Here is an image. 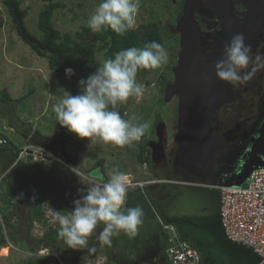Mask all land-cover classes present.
Masks as SVG:
<instances>
[{
    "label": "rangeland",
    "instance_id": "rangeland-1",
    "mask_svg": "<svg viewBox=\"0 0 264 264\" xmlns=\"http://www.w3.org/2000/svg\"><path fill=\"white\" fill-rule=\"evenodd\" d=\"M3 1L0 0V94L6 90L12 101L5 103L0 101V136H5L10 143L18 148L28 144L40 146L65 164L98 181L107 180L112 170L117 169L120 172L128 173V182L131 183L138 181L137 173L139 171L138 179H142L143 182L176 180L183 185L153 184L139 188L133 184L128 189L139 190L153 211L152 217L143 219L134 238L129 239L121 233L113 238L111 245H102L94 235L90 238L87 248L84 249L67 248L64 241L58 240L56 243L47 244L44 247L41 245L31 251L30 248L41 240L43 232L38 225H35L30 228L29 233H26L25 214L29 207L39 202L42 203L43 210L48 207L47 209L62 214L74 207L73 201L79 198L80 191L90 185L81 183L80 179L63 164L53 163L47 166L44 163L25 160L23 164L34 166L31 175L23 172L24 167H22V170L14 171L10 177L13 185L21 187L25 192L20 196L15 194L11 199V203L18 201L15 210L20 215V220L16 223L17 226L12 227V230L15 231L20 227L23 233L21 236L17 235V239L14 241L8 239L7 236L6 245L0 247V264H29L31 262L58 264L57 259L51 254L61 260V256L66 255L67 258L69 257L68 264H79L81 261L86 262L91 258L100 261L106 260L111 264H160L158 260L162 258L163 264H165L158 239L162 233L158 222V218L161 217L156 214L157 210L153 206V201L159 202L175 194L174 202L166 208L171 215H207L212 208H215L216 204L219 214V192L215 186L227 185L224 183L220 185L197 183L196 186H188L189 183L181 181L183 178L174 175L170 171V167L159 166L155 169L154 167L150 168L149 163L146 164L147 169H144L143 164L140 165L137 160L136 155L141 147L151 150V145L159 146L162 148V155L168 159H172L175 152L176 103L175 101L167 102L166 99L162 100L165 82L161 80L162 74H170L171 71L167 69V65L161 69H151L148 74L140 77L137 81L143 85L142 96L129 97L126 103L117 105L116 110L121 113L124 119L131 120L132 123L149 122L150 128L140 141L119 147L102 142L90 143L88 139H79L75 134L69 133L56 123L53 107L65 95V91L72 95L80 93L79 81L85 73L91 71L93 65L102 66L105 61L104 50H100L99 45H95L92 50L93 63H85V55H80L76 61L77 65L81 67L84 64V66L77 74L73 78L59 77L48 68L45 58L37 56L29 46L20 40ZM55 1L63 3L64 8L53 13L52 24L61 35H68L72 38L76 31L87 25L89 16L100 2V0ZM19 2L21 8L27 11L25 25L28 31L40 37L37 18L45 2L41 0H19ZM153 6L172 9L175 5L171 0H140V10L132 29H137L140 24H146L155 19L158 21V16L161 17V15L159 13L158 16L155 15L156 12L152 11ZM166 36L168 37V34L165 33L163 45L168 50L170 44L167 42L173 44L175 39L172 36L171 38H166ZM171 50H168L170 65L175 60L174 52H177L176 49L172 52ZM21 97H23L21 101H15ZM133 117L135 119H132ZM9 125L12 129L8 128ZM247 126H245V130L248 128ZM148 141H150L149 144ZM163 144H165L164 148ZM150 158L153 160L152 156ZM158 161L160 165L162 160ZM1 171L0 168V176L2 175ZM142 172H147V175L141 176ZM189 179L200 182L194 178ZM4 181H0L1 215L7 214L9 210L5 203L9 190ZM101 228L102 225L97 228V232ZM1 229L3 233H6L4 228L1 227ZM39 251L43 252L44 256L39 257L41 256ZM63 262L65 263V261Z\"/></svg>",
    "mask_w": 264,
    "mask_h": 264
},
{
    "label": "clouds",
    "instance_id": "clouds-1",
    "mask_svg": "<svg viewBox=\"0 0 264 264\" xmlns=\"http://www.w3.org/2000/svg\"><path fill=\"white\" fill-rule=\"evenodd\" d=\"M140 0H100L87 21L98 33L109 28L123 36L136 23ZM169 62L167 48L153 40L143 47L116 52L95 72L79 81L80 93L65 95L53 107L56 123L79 139L123 147L138 142L150 128L149 122L132 123L116 110L129 97H140L143 85L137 82L142 69H161ZM264 69V56L252 54L243 34L237 33L224 46L215 64L218 79L233 86L244 85ZM65 74L71 77L73 69ZM132 119H135L133 117ZM73 168H71L72 170ZM128 177L113 169L107 180L91 183L73 201L74 207L58 216V238L70 249L87 248L94 235L102 245H111L123 233L129 239L137 235L143 223L141 206L125 208ZM102 228L97 232V228Z\"/></svg>",
    "mask_w": 264,
    "mask_h": 264
},
{
    "label": "trees",
    "instance_id": "trees-1",
    "mask_svg": "<svg viewBox=\"0 0 264 264\" xmlns=\"http://www.w3.org/2000/svg\"><path fill=\"white\" fill-rule=\"evenodd\" d=\"M41 1L45 2V5L39 12L37 18V29L40 32V37L28 31L25 25L27 11L21 8L19 0H4L3 3L7 8L9 17L14 24L20 40L29 46L37 56L45 58L48 68L53 70L59 77H69L65 74L67 68L73 69L74 73L69 78H73V76L77 74L80 68L84 66V64L81 67L77 65L76 61L80 55H85V63H93L92 50L95 45H99L98 48L104 50L105 60H107L113 58L114 54L122 49L143 47L146 43L153 40L162 44V37L155 22L140 24L137 29H129L123 36L117 35L110 28L105 31L93 33L87 25L81 27L79 31H76L74 33V38L68 35H61V33L54 28L52 17L55 11L64 8V4L55 0ZM97 68H99L97 65H93L91 71L85 73L81 79H86L87 76L95 72ZM150 71L151 69L139 70L136 77L137 81ZM22 98L23 97L18 98L15 101H21ZM0 101L3 103L12 101V98L7 94L6 90L1 92ZM0 139L6 140L5 144L0 145V168L2 170L1 172L4 173L13 165L19 148L10 143L5 136H0ZM136 157L140 165L144 163L147 165L149 164V150L147 148L141 147ZM22 167H24V170H22ZM33 167L27 163L23 164V162H19L6 175L9 180L7 181L6 177V179H2V181L5 180L4 184H6L9 190L6 200L5 197H3L9 210L7 214H2L1 216L6 233H3L2 229L0 230V247L6 245L7 236L8 239L14 241L17 239V235L21 236L23 233L20 227L15 231L12 230V227L17 226L16 223L20 220V215L18 211L15 210L18 201L11 203V199L15 194L20 196L25 194V192L21 187L18 188L14 186L10 177L12 173L18 169L31 175L34 171ZM174 200L175 194H172L165 200L159 202L153 201V206L157 210L156 214H158L164 222L174 225L178 233L194 245L201 255V264L203 259H207L208 263L213 260L215 264H260V258L254 254L251 249L227 240L217 210L212 214L202 216H169L165 208L167 205L173 203ZM41 205L42 203L37 202L32 204L27 210L25 214L27 221L26 233H29L34 222L45 219ZM136 206H141L143 208V219H148L153 216L151 207L140 191L137 189L128 190L124 207ZM14 223L15 226H13ZM161 237L159 247L161 248L160 250L164 258L166 241L163 232L161 233ZM58 240L63 241L58 238L57 229H49L43 234L41 240L30 249L33 251L41 245V247H44V245L56 243ZM62 256V260L68 264L69 257L67 258L66 255ZM37 263L31 262L29 264ZM79 264H85V262L81 261ZM106 264H111V262L107 261Z\"/></svg>",
    "mask_w": 264,
    "mask_h": 264
},
{
    "label": "flooded vegetation",
    "instance_id": "flooded-vegetation-1",
    "mask_svg": "<svg viewBox=\"0 0 264 264\" xmlns=\"http://www.w3.org/2000/svg\"><path fill=\"white\" fill-rule=\"evenodd\" d=\"M171 2L175 5L173 10L153 6L152 11H155L157 16L159 13L161 17L158 16V21L155 19L148 22L156 23L162 37V44L165 33L168 34L166 38L174 37L173 44L167 42L170 44L168 50H177L173 54L174 63L170 65L168 62L167 64V69L171 73L161 76V80L165 82L162 100L166 99V87L174 82L173 68L177 66L178 56L181 53V32L177 31V27L183 14L184 0H171ZM193 5L192 18L198 30L203 60L216 62L224 46L237 33L245 36L246 43L251 46L254 56H264V0H195ZM228 89L231 92L227 97L229 101L217 108L210 122L213 135L219 139V147L215 150L212 160L207 162L208 168L206 166L201 170L188 172L186 168L175 164L176 149L172 159H168L162 155V148L159 146H153L155 156L153 160L150 158L152 149L148 148L149 160H151L149 167L155 169L159 166L170 167L174 175H179L183 178L181 181L189 183L187 185L192 187L197 183H223L230 175L236 173L241 167V156L249 147L247 141H244L245 138L242 140L241 138L248 134L252 126L264 114V69L257 71L253 78L244 85L233 86L229 83ZM179 100V95L166 100L167 102L175 101L176 119ZM245 126L248 127L246 130ZM147 143L149 144L150 141ZM230 151L232 154L228 156L227 153ZM158 160H162L160 165ZM214 262L212 260L208 263L207 259H203L202 264H215Z\"/></svg>",
    "mask_w": 264,
    "mask_h": 264
},
{
    "label": "water",
    "instance_id": "water-1",
    "mask_svg": "<svg viewBox=\"0 0 264 264\" xmlns=\"http://www.w3.org/2000/svg\"><path fill=\"white\" fill-rule=\"evenodd\" d=\"M194 2L184 0L183 14L177 27V31L181 32V53L177 66L173 68L174 82L165 89L166 100L174 95L180 96L174 158L175 164L188 172L201 170L212 160L219 147V139L213 135L210 122L217 108L229 101L227 97L231 93L229 83L216 76L217 61L202 59L198 30L192 18ZM242 139L247 141L249 147L241 156L240 169L223 182L230 186H241L254 169L264 166V114ZM150 147L153 158V145ZM231 154L232 151L227 153L228 156Z\"/></svg>",
    "mask_w": 264,
    "mask_h": 264
},
{
    "label": "built area",
    "instance_id": "built-area-1",
    "mask_svg": "<svg viewBox=\"0 0 264 264\" xmlns=\"http://www.w3.org/2000/svg\"><path fill=\"white\" fill-rule=\"evenodd\" d=\"M134 28V27H133ZM132 29V28H131ZM6 140L0 139V145ZM32 160L50 166L53 163L63 164L70 170L81 183L91 185L99 183L96 179L84 175L77 169H72L58 157L49 153L44 148L28 144L20 147L13 165L0 176V181L6 177L10 170L19 162ZM146 168V163L143 164ZM177 184L176 181L152 180L148 182H128V189L143 187L148 184ZM219 192V217L225 237L232 243L240 244L252 250L260 258V264H264V166L254 169L241 186L222 185L215 186ZM43 210L44 220L33 223L39 226L43 234L49 229L58 228L59 213L47 209ZM0 214V226L4 224ZM159 225L164 234L166 248L164 252L165 264H201V255L194 245L181 237L176 227L158 218ZM42 257L43 252H38ZM37 254V253H36ZM33 255V254H31ZM44 256V255H43ZM45 256H47L45 254ZM57 259L58 264H65L59 257L51 254ZM106 260L88 259L85 264H106ZM52 264V263H51Z\"/></svg>",
    "mask_w": 264,
    "mask_h": 264
},
{
    "label": "crops",
    "instance_id": "crops-1",
    "mask_svg": "<svg viewBox=\"0 0 264 264\" xmlns=\"http://www.w3.org/2000/svg\"><path fill=\"white\" fill-rule=\"evenodd\" d=\"M9 129H12V127L10 128V125H9V127H8ZM143 167V166H142ZM144 168V167H143ZM144 169H147V168H144ZM147 171V170H146ZM126 175H128V173H125ZM143 175H147V172H142V175L141 176H143ZM137 176H138V178L140 177V172L138 171V173H137ZM137 178V182H143V180L142 179H138ZM106 180V179H105ZM171 180V179H170ZM172 181H176V180H172ZM161 184H165V183H161ZM148 185H153V184H148ZM167 185H175V184H167ZM176 185H183L181 182H179V183H177ZM184 186H186V185H184ZM168 206V205H167ZM167 206H166V208H167ZM166 208H165V210H166ZM217 210V204H216V206H215V208H212L211 209V211H209V214H212V213H214L215 211ZM166 213H167V215H169V216H176V215H171V214H169V212L166 210ZM209 214H207V215H209ZM161 238L162 237H159L158 239H159V241L161 242ZM159 262H160V264H163V260H162V258H160L159 260H158Z\"/></svg>",
    "mask_w": 264,
    "mask_h": 264
}]
</instances>
